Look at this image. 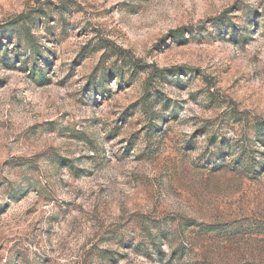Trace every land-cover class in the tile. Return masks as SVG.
Segmentation results:
<instances>
[{"label":"rangeland","instance_id":"374dc122","mask_svg":"<svg viewBox=\"0 0 264 264\" xmlns=\"http://www.w3.org/2000/svg\"><path fill=\"white\" fill-rule=\"evenodd\" d=\"M0 264H264V0H0Z\"/></svg>","mask_w":264,"mask_h":264}]
</instances>
